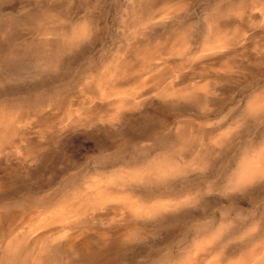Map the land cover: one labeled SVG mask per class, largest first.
I'll use <instances>...</instances> for the list:
<instances>
[{"label": "rangeland", "instance_id": "obj_1", "mask_svg": "<svg viewBox=\"0 0 264 264\" xmlns=\"http://www.w3.org/2000/svg\"><path fill=\"white\" fill-rule=\"evenodd\" d=\"M31 259L264 264V0H0V264Z\"/></svg>", "mask_w": 264, "mask_h": 264}, {"label": "bare ground", "instance_id": "obj_2", "mask_svg": "<svg viewBox=\"0 0 264 264\" xmlns=\"http://www.w3.org/2000/svg\"><path fill=\"white\" fill-rule=\"evenodd\" d=\"M17 231H23L24 235L26 234V235L30 236L33 241H35L36 239H38L43 234H48V233L50 234V233H52V231H49V230L45 231V233H42V231L38 230L37 226L34 224V222L32 221L31 218H28V219L24 220V222L22 223V226L21 227L19 226V228H18ZM7 241H6V247H5V254L7 255V257H8L9 260H12V258L15 259V257L19 254V251L21 249H23L24 244L18 243L16 241H10V242H7ZM73 244H74V241L68 242L67 243L68 248L70 249ZM31 261H32L31 264H38V263L34 262L32 259H31ZM241 262L244 263V261H241ZM247 262H245V263H247Z\"/></svg>", "mask_w": 264, "mask_h": 264}]
</instances>
